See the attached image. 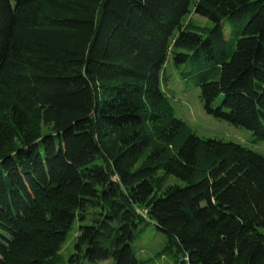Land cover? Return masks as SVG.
I'll use <instances>...</instances> for the list:
<instances>
[{"label":"trees","instance_id":"1","mask_svg":"<svg viewBox=\"0 0 264 264\" xmlns=\"http://www.w3.org/2000/svg\"><path fill=\"white\" fill-rule=\"evenodd\" d=\"M170 56L264 138V0H0V264H57L76 219L67 264H141L150 224L180 264H264V155L186 128Z\"/></svg>","mask_w":264,"mask_h":264},{"label":"rangeland","instance_id":"2","mask_svg":"<svg viewBox=\"0 0 264 264\" xmlns=\"http://www.w3.org/2000/svg\"><path fill=\"white\" fill-rule=\"evenodd\" d=\"M190 18L201 26L213 25V22L195 13H192ZM225 25L230 27V19L225 20ZM226 31L228 34V27ZM179 51L189 52L186 48H180ZM194 68L195 63L192 60L177 64L172 56L168 57L164 78L161 79V88L171 99L175 115L183 120L186 128L200 137L234 141L264 155V138H257L251 130L234 125L206 108L200 97V87L193 78ZM222 100L223 96H220L213 107L220 105ZM169 184L184 185L185 182L171 175L167 181V185ZM79 226L80 222L76 219L59 252L57 264H67L70 255L75 251ZM167 242V235L157 229L155 224H150L135 240L133 248L141 264H180L178 260L182 256L167 251ZM84 264L114 263L113 260L98 262L85 260Z\"/></svg>","mask_w":264,"mask_h":264}]
</instances>
